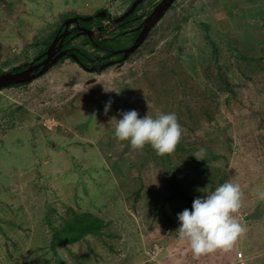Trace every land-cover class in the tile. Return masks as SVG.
<instances>
[{
    "label": "rangeland",
    "instance_id": "rangeland-1",
    "mask_svg": "<svg viewBox=\"0 0 264 264\" xmlns=\"http://www.w3.org/2000/svg\"><path fill=\"white\" fill-rule=\"evenodd\" d=\"M132 1L0 0V72L33 60L66 18L114 16ZM157 2L134 13L144 18ZM96 21L93 38L110 46L131 34L117 40L107 17ZM70 40L92 58L103 53L84 35ZM133 109L176 114L174 153L115 138L116 119ZM200 149L205 159L192 155ZM229 181L243 190L234 215L246 231L230 250L193 259L178 213ZM261 190L264 0H173L122 64L90 72L68 57L0 90V264H264ZM81 212L101 219L98 230L59 240Z\"/></svg>",
    "mask_w": 264,
    "mask_h": 264
},
{
    "label": "clouds",
    "instance_id": "clouds-1",
    "mask_svg": "<svg viewBox=\"0 0 264 264\" xmlns=\"http://www.w3.org/2000/svg\"><path fill=\"white\" fill-rule=\"evenodd\" d=\"M104 91L116 90L104 88ZM111 103V100L106 103L105 114ZM121 117L116 119L114 135L119 141H128L132 150L142 151L145 145H150L158 156L170 155L181 141L183 130L175 113H159L155 117L146 114L141 118L138 111L133 109L122 112ZM204 153L205 150L200 149L192 155L200 160L205 159ZM242 198L241 186L229 181L206 197L195 198L191 210L185 208L178 213V238L181 243L189 246L193 259H199L218 249L228 251L238 237L245 233V227L234 215L242 206ZM258 198L264 201V190L258 192Z\"/></svg>",
    "mask_w": 264,
    "mask_h": 264
},
{
    "label": "flooded vegetation",
    "instance_id": "flooded-vegetation-1",
    "mask_svg": "<svg viewBox=\"0 0 264 264\" xmlns=\"http://www.w3.org/2000/svg\"><path fill=\"white\" fill-rule=\"evenodd\" d=\"M143 1L144 0H142L140 2V4ZM159 2H160V0H158L157 4ZM138 6L139 5H137V7ZM155 6L149 11V13L146 16H148L151 13V11L155 8ZM101 9H103V8H101ZM104 9H106V8H104ZM136 9L137 8L134 9V11L131 15L127 16L125 19H123L121 21H113V19L116 17H119L127 9L124 12L116 14L114 16L111 15L110 12L106 9L107 14L105 16H96V17H93L92 19H89V20H91L90 25L85 24L86 20H83V19H79L76 22L70 23V25H69L70 33L65 37H61L62 38V45L55 49L56 51H55L54 55H52L50 60L53 57L57 56V54L60 53V51L66 50L67 52L65 54H63L61 57H59V59L56 62L52 63L51 61H48V63H43L38 68L34 69L32 72L34 74L36 73V75L30 81H32L33 79H35V78L39 77L40 75H42L43 73H45L46 67L55 65L57 62L62 61L63 59L68 58V57L72 58L73 61L77 62L82 68L86 69V71H90V72L100 71V70H102V68H104L110 64H122L123 60L125 59V58L122 59V57L124 56V53H125V51L122 49L128 48L129 46H131L134 43V41L136 40L137 36L141 32V29L143 28L145 21H146V19H145L146 16L144 18H141V15H137L134 13L136 11ZM95 13L94 14H88V15L94 16ZM73 16H81V15L78 14V15H73ZM105 17H107V19L113 23L112 28H114V26L117 27V30H115V32H114V35H115L117 40L124 39V38L127 39L128 34L131 33L130 36L128 37V40L126 41V43L120 44L117 46H110L109 45L110 43L107 44V41L104 38L103 39L101 38L102 36H100L98 39L93 38L92 35H93L94 31L92 28V23L99 18H105ZM134 18H139V20L137 22H135L134 25L130 26L128 23H126V20L130 21ZM96 24H97V21H96ZM63 26L64 25L61 26L60 30L57 31V33L60 34L63 31V29H64ZM80 26L85 27L86 29L90 30V34H87L84 30H81ZM99 26L101 27L100 23H99ZM149 30H148V32H149ZM57 33L54 34V37H52L51 41L43 48V50L37 56H35L33 58V60L26 62L27 63L26 66H24L23 68H20V69H14V70H8V71H12V72L19 71V70L27 68L30 65H36V64L42 62L47 57V55L43 54V53L52 45V42L55 39ZM77 35H84L88 41L92 42L94 47H97L98 49L103 50L102 55L101 56H95L94 58H92L91 56L86 55V53L81 48L73 46L70 43V41H71L70 39L72 37H76ZM58 44H59V41L56 43V45H58ZM138 47H136L132 52H134ZM132 52H130V53H132ZM74 54L76 57L74 56ZM40 55H42V56L38 58V56H40ZM92 60L94 61V63H91ZM98 60H100V61L97 64L96 62ZM88 61H90V63H87ZM43 69H44V71L40 72ZM3 72H6V71H3ZM3 72H0V73H3ZM30 81H28V82H30ZM25 83H27V82H25ZM15 84H17V83H13V84H10L8 86H12ZM18 84H21V83H18ZM8 86H4V87H8ZM4 87H2V88H4Z\"/></svg>",
    "mask_w": 264,
    "mask_h": 264
},
{
    "label": "water",
    "instance_id": "water-1",
    "mask_svg": "<svg viewBox=\"0 0 264 264\" xmlns=\"http://www.w3.org/2000/svg\"><path fill=\"white\" fill-rule=\"evenodd\" d=\"M141 1L142 0H134L131 3V5L127 8V10L123 14H121L119 17L114 18L113 21H121L125 19L130 13L134 11V9L137 7V5ZM172 2L173 0H161L155 6V8L151 11L149 16L146 18L145 24L143 28L141 29V32L137 36L136 40L134 41V43L128 48L122 49L125 51L124 56L122 57L123 59L126 58V56L130 52H132L136 47H138L141 44L144 37L147 35L148 30L155 24L158 18L164 13V11L170 6V4H172ZM106 14H107V10L103 8V9L98 10L94 16L86 15V16H72V17L66 18L65 21L63 22V25L65 26L64 30L60 34L58 33L56 35L55 39L52 42V45L43 53V54H46L47 57L42 62L36 65H30L25 69L14 71V72L6 71L3 73H0V89L4 86H8L13 83H25V82L30 81L36 75V73L34 74L32 72L34 69L38 68L43 63H48V61H51L52 63L56 62L59 59V57L65 54L67 52L66 50L60 51V53H58L57 56L53 57L50 60V58L52 57V55H54L56 51L55 49L62 45L61 37H65L68 33H70V29H69L70 23L76 22L79 19L89 20L96 16H105ZM80 29L84 30L87 34H90V30L86 29L85 27L80 26ZM58 41H59V44L56 45ZM42 55L38 56V58L41 57ZM43 71L44 69L41 70L40 72H43Z\"/></svg>",
    "mask_w": 264,
    "mask_h": 264
},
{
    "label": "trees",
    "instance_id": "trees-1",
    "mask_svg": "<svg viewBox=\"0 0 264 264\" xmlns=\"http://www.w3.org/2000/svg\"><path fill=\"white\" fill-rule=\"evenodd\" d=\"M26 64V62L20 63L10 70L23 68ZM101 224L100 218L90 212H81L64 222L61 229L57 232V238L62 242H74L79 240L85 231H97Z\"/></svg>",
    "mask_w": 264,
    "mask_h": 264
}]
</instances>
